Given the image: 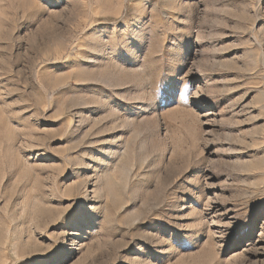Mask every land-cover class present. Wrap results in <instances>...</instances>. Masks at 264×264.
I'll return each instance as SVG.
<instances>
[{"label":"rangeland","instance_id":"rangeland-1","mask_svg":"<svg viewBox=\"0 0 264 264\" xmlns=\"http://www.w3.org/2000/svg\"><path fill=\"white\" fill-rule=\"evenodd\" d=\"M0 264H264V0H0Z\"/></svg>","mask_w":264,"mask_h":264},{"label":"bare ground","instance_id":"bare-ground-1","mask_svg":"<svg viewBox=\"0 0 264 264\" xmlns=\"http://www.w3.org/2000/svg\"><path fill=\"white\" fill-rule=\"evenodd\" d=\"M216 224H218V223H216ZM216 226H217V225H216ZM216 226H213V227H216ZM213 227H212V228H213Z\"/></svg>","mask_w":264,"mask_h":264}]
</instances>
